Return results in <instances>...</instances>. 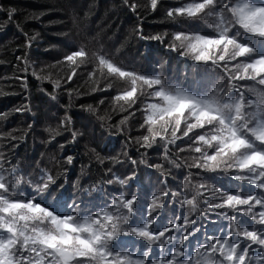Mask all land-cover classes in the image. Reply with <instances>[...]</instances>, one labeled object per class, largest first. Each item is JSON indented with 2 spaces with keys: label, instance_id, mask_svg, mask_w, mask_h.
<instances>
[{
  "label": "snow or ice",
  "instance_id": "obj_1",
  "mask_svg": "<svg viewBox=\"0 0 264 264\" xmlns=\"http://www.w3.org/2000/svg\"><path fill=\"white\" fill-rule=\"evenodd\" d=\"M120 7L136 15L135 37L164 44L168 60L137 70L119 58V48L105 49L90 27L93 5L87 0H56L24 17L40 21L60 11L70 24L68 51L53 65L37 69L28 51L15 56L21 71L31 67L37 80L52 85L50 100L58 101V92L68 96L63 115L53 117L56 127L45 128L46 144L68 133L70 139L58 144L63 153L80 138L95 139V128H76L71 115L81 96L93 94H102L96 106L79 107L101 130L130 133V118L142 111L143 131L127 135L117 156H101L91 140L86 143L89 164L105 169L103 179L89 185L68 177L74 155L53 156L51 166L15 157L33 124L0 132V141L8 142L0 143V264H264V0H147L145 13L165 8L168 24L163 33L149 34L137 0H120ZM0 12L7 23L18 15L14 6ZM16 27L25 37L17 48L30 49L39 34L24 32L20 22ZM51 67H63L65 74H45ZM78 76L87 86L83 91L72 87ZM15 79L27 91V77ZM109 90L116 92L113 109L123 102L118 120L98 114ZM133 143L137 151L162 149V160L148 163L141 154L137 162L126 150ZM120 155L133 165L126 175L105 164L123 166ZM139 164L159 173L150 191L139 182ZM172 166L187 169L182 182L169 180L166 167ZM213 214L226 224L210 232Z\"/></svg>",
  "mask_w": 264,
  "mask_h": 264
},
{
  "label": "trees",
  "instance_id": "obj_2",
  "mask_svg": "<svg viewBox=\"0 0 264 264\" xmlns=\"http://www.w3.org/2000/svg\"><path fill=\"white\" fill-rule=\"evenodd\" d=\"M56 0H0V8L8 9L9 7H16L18 15L15 17L13 23H7V16L5 12H0V113H6L7 119L0 117V132H7L9 130L23 129L28 124H33V130L29 132L26 140L19 142L18 147L14 150V155L17 159L32 163L34 161H43L44 164L51 166L52 157L59 158L61 155H74L75 162L68 166V177L71 180L81 178L83 185L93 184L98 180L103 179L104 167L97 164L94 160L89 164V157L85 155L86 143L91 140L90 137L80 138L78 142H73L65 145V150L61 153L58 144L64 143L65 138H69L68 133L62 136H56L51 144H46L48 133L45 128L50 124L53 128L56 127L57 121L53 117H60L63 115V105L68 103V96L66 93L58 92V101L50 100L49 94L52 93V85L47 81H39L32 75V68L29 67L27 73L21 71L23 65L20 61L15 59V56H23L25 51H28L32 60L38 61L35 67L40 69L43 65H53L54 60L59 59L68 48L65 45L71 39V35H64L69 31L70 24L66 20L64 14L60 11L52 12L50 15L42 17L40 21L27 20L24 17L32 10L47 7L48 3H55ZM93 5L92 15L90 17V27L99 34V39L107 50L114 51L116 48L120 49L121 55L119 58L126 63L135 66L137 70H143L147 67H155L161 61L168 60L169 54L164 44L156 41H141L135 37L132 29L137 22L136 15L126 8L120 7V0H87ZM78 4L85 3V0H77ZM142 7L139 9L143 17L141 24L145 34L160 32L163 33L168 28L167 22L164 20L165 8H159L155 12H147L143 5L147 0H137ZM164 3L171 4L173 0H164ZM60 20H65V23H60ZM52 21L53 23H49ZM16 22L23 25V31L34 35L38 33L37 39L34 41L30 49L23 47L17 48V45H23L25 37L18 31ZM146 52L145 55L141 53ZM175 57V53L171 54ZM172 66L177 72L181 70V65L173 59ZM16 65V67H13ZM90 70V68H89ZM66 69L61 67H51L46 69L45 74L51 72L53 78L65 74ZM78 69V73H79ZM86 75V72L85 74ZM16 76L27 77V91L21 87V80L15 79ZM75 83L73 88L80 87L85 90L87 87L84 84L83 76L73 78ZM67 87V85H64ZM102 94H93V96H81L75 103L71 115L74 118L75 127L88 129L95 128V139L91 140L89 146L96 149V152L101 156H117L125 150V137L131 135L136 137L141 134L143 129H140L139 124L142 123V111L135 113V119L131 120V131L124 135L119 133L111 134L100 129L96 118L89 113L82 111L80 104H92L96 106L97 101ZM116 95L115 91L109 90V94L105 97V104L101 105L98 114L105 115V112L111 114L113 120H118L121 115L118 110V105L123 102H116L117 108L113 109L111 97ZM27 97V98H26ZM29 105L31 111L15 112L14 109L23 105ZM131 111V110H130ZM0 143H8L7 141H0ZM11 143H17L12 141ZM179 143V141H177ZM135 143L127 146L128 155L137 160L143 158L148 163H156L162 160V149L154 150L140 148ZM183 147V146H182ZM8 151V149H5ZM176 156L180 153L176 152ZM9 159H12L9 157ZM119 159L124 161L123 166L119 164H105L112 167L114 171L127 174L133 168L130 161L123 155ZM14 162V161H13ZM183 163V161H179ZM88 165L85 171L81 172V166ZM139 176V182L149 191L156 186V173L154 169L147 168L144 164H139L136 168ZM166 172L169 174V180L175 184L182 182L183 175L186 173V168H176L175 166L166 167ZM176 177V180H173ZM107 188L118 187V185H106ZM135 188V185H133ZM69 191L71 189L69 188ZM179 207V206H177ZM210 220L214 223L207 225L210 232H215L221 226L226 224L222 219L217 220L215 214L210 216Z\"/></svg>",
  "mask_w": 264,
  "mask_h": 264
}]
</instances>
